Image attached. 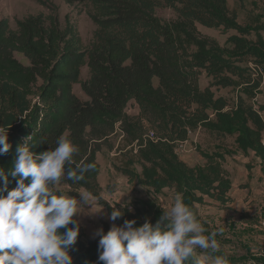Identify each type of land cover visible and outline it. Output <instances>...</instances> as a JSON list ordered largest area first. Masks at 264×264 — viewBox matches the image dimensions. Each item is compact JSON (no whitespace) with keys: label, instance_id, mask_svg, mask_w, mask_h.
<instances>
[{"label":"trees","instance_id":"16d2710c","mask_svg":"<svg viewBox=\"0 0 264 264\" xmlns=\"http://www.w3.org/2000/svg\"><path fill=\"white\" fill-rule=\"evenodd\" d=\"M65 2L91 6L97 29L89 48L83 47L75 25L67 23L62 29L53 17L30 16L17 21L15 29L9 20L0 21V125L10 128L11 144L9 152L0 155V167L11 170L26 137L33 136L29 143L40 153L55 148L64 134L77 147L74 163L66 170L81 161L94 164L78 182L61 177L69 196L79 199L78 192L84 190L106 208L108 216L112 208H119L124 214L117 225L136 220L141 226L146 219L155 224L164 209L150 199L122 206L102 199L98 155L120 132L126 153L117 170L130 182L157 194L164 190L181 194L201 223L197 206L206 199L223 207L231 204L232 180L223 165L224 153H202L206 163L191 167L177 147L204 130L220 139L234 138L236 152L253 154L264 167V109L253 104L264 83V25L239 23L229 3L244 0ZM250 3L257 7L264 0ZM163 6L173 10L175 20L164 22L157 16V8ZM198 25L236 34L221 46L202 36ZM253 35L255 40L250 39ZM16 54L29 64L20 62ZM84 66L89 69L85 81ZM202 74L211 79L204 89ZM75 85L81 86L87 101L76 96ZM214 89L234 90L236 103L231 106ZM131 103L137 105V115L128 114ZM150 133L154 139L148 137ZM9 180L11 190L16 180ZM55 186L53 191L63 193ZM110 227L103 224L105 232ZM98 241V237L85 241L80 232L71 252L73 264H100ZM186 264H192L191 259Z\"/></svg>","mask_w":264,"mask_h":264},{"label":"clouds","instance_id":"9594fccd","mask_svg":"<svg viewBox=\"0 0 264 264\" xmlns=\"http://www.w3.org/2000/svg\"><path fill=\"white\" fill-rule=\"evenodd\" d=\"M9 130L0 125V155L11 148ZM32 139L26 137L17 148L11 170L0 167V264H73L71 252L81 232L75 217L79 206L89 205L88 197L77 199L52 189L65 175L73 182L82 180L94 164L81 161L66 170L77 147L64 134L55 148L40 153L33 151ZM9 177L16 180L11 190ZM123 214L112 208L110 229L94 233L100 264H186L190 259L192 264H230L227 256L208 252L217 249V233L205 235L207 229L181 194L155 224L146 219L141 226L136 220L117 225ZM197 248L203 251L197 254Z\"/></svg>","mask_w":264,"mask_h":264},{"label":"rangeland","instance_id":"374dc122","mask_svg":"<svg viewBox=\"0 0 264 264\" xmlns=\"http://www.w3.org/2000/svg\"><path fill=\"white\" fill-rule=\"evenodd\" d=\"M230 10L238 15V21L242 25H264V5L259 4L253 7L250 0L243 3H229ZM157 16L164 22L176 19L173 10L166 7H159L156 10ZM43 15L58 19L60 26L64 29L67 23L75 25L81 36L83 47L89 48L94 39L97 26L91 16L93 10L89 4L68 5L65 0H0V21L9 20L11 28H16V22L30 16ZM200 34L204 37L216 40L224 46L227 39L235 35V31L224 32L223 30L207 29L197 26ZM264 35V33H263ZM255 40L254 35L250 37ZM16 58L24 65L29 62L20 54ZM250 65V64H249ZM253 67V65H251ZM89 78V69L84 66L81 69V79ZM211 84V79L206 74L200 76L202 89ZM157 85V81H155ZM73 91L82 101H87V96L82 92L80 85H75ZM217 96L226 98L233 106L237 93L232 89L216 90ZM254 107L264 109V83L262 94L254 101ZM131 116L138 114L137 105L131 103L128 108ZM264 119V111H262ZM121 133L114 135L108 143L102 146L98 155V162L101 165L99 183L102 187V199L111 206L128 205L133 201L150 199L168 210L174 204L175 194L173 191L164 190L157 194L152 189L143 187L118 172L125 159L124 141L120 139ZM234 138L220 139L208 134L204 130H198L190 135L188 143L178 145L177 153L180 158L191 167L203 166L206 162L202 153L213 154L224 153V168L229 172L232 183L235 186L230 192L231 204L221 206L209 199L203 205L197 206L203 226L207 229L206 234L216 232L217 249L216 253L227 256L230 264H264V167L261 172H252L256 168L258 159L252 155H244L236 152ZM230 153V155H228ZM258 167L260 164H257ZM140 173V169L137 170ZM56 190L68 195L69 187L64 182L55 186ZM81 196L88 197V204L85 207L79 206L80 214L76 217L81 222V232L85 241L91 240L97 229L103 228L104 223L112 224L106 208L98 204L97 200L85 193L78 192ZM90 205H94L91 207ZM222 229V231H220ZM90 235V237H89ZM203 250L197 248V254ZM209 253L213 252L211 249Z\"/></svg>","mask_w":264,"mask_h":264},{"label":"crops","instance_id":"0c3cea01","mask_svg":"<svg viewBox=\"0 0 264 264\" xmlns=\"http://www.w3.org/2000/svg\"><path fill=\"white\" fill-rule=\"evenodd\" d=\"M120 139L122 140V135H121V137H120ZM188 143V142H187ZM186 143V144H187ZM250 155H252L254 158H256L253 154H250ZM244 156V155H243ZM245 157V156H244ZM256 159H258V158H256ZM257 164H260L259 165V167H258V165ZM261 168L263 169V164H262V162L258 159L257 160V162H256V168H254L253 170H252V172L253 173H255V174H258L259 172H261ZM235 186V184H234V182L232 183V188ZM76 218V217H75ZM77 219V218H76ZM89 237H90V235H89ZM95 238H97V237H92L91 236V239H95Z\"/></svg>","mask_w":264,"mask_h":264},{"label":"built area","instance_id":"2783aa9c","mask_svg":"<svg viewBox=\"0 0 264 264\" xmlns=\"http://www.w3.org/2000/svg\"><path fill=\"white\" fill-rule=\"evenodd\" d=\"M121 135H122V139H123V138H124V135H123V134H121ZM148 137L151 138V139H154V138H155L153 133H150V134L148 135ZM186 143H187V142H186ZM186 143H183V144H181V145H185ZM263 225H264V219H263Z\"/></svg>","mask_w":264,"mask_h":264}]
</instances>
